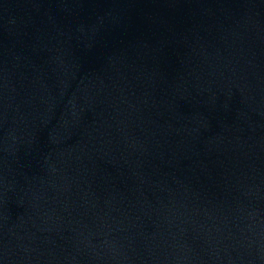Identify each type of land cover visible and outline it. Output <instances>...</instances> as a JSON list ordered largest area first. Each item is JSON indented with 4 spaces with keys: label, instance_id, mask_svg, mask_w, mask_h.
Listing matches in <instances>:
<instances>
[{
    "label": "water",
    "instance_id": "obj_1",
    "mask_svg": "<svg viewBox=\"0 0 264 264\" xmlns=\"http://www.w3.org/2000/svg\"><path fill=\"white\" fill-rule=\"evenodd\" d=\"M0 264H264V0H0Z\"/></svg>",
    "mask_w": 264,
    "mask_h": 264
}]
</instances>
